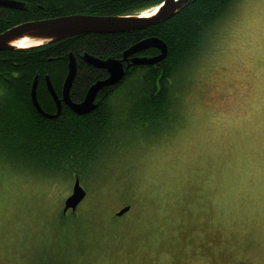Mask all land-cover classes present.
Listing matches in <instances>:
<instances>
[{"label":"rangeland","instance_id":"rangeland-1","mask_svg":"<svg viewBox=\"0 0 264 264\" xmlns=\"http://www.w3.org/2000/svg\"><path fill=\"white\" fill-rule=\"evenodd\" d=\"M222 21L186 68L177 126L82 180L74 215L59 213L74 180L0 153V264H264V0Z\"/></svg>","mask_w":264,"mask_h":264},{"label":"trees","instance_id":"trees-1","mask_svg":"<svg viewBox=\"0 0 264 264\" xmlns=\"http://www.w3.org/2000/svg\"><path fill=\"white\" fill-rule=\"evenodd\" d=\"M28 1L31 9L0 6V32L23 21L79 12L135 14L164 0ZM236 2L189 0L168 20L143 30L83 33L43 46L0 51V153L7 155L8 163L19 172L42 173L52 179L79 177L81 181L103 174L113 160L131 161L134 155L129 156V151L161 137L179 123V91L186 68L205 50ZM153 35L167 43L165 59L157 64L131 66L118 85L99 93L93 111L78 114L62 103L59 115L49 117L33 105L31 87L39 74V102L46 112L57 111L45 75H50L61 96L70 53L80 62L70 90L71 97L79 101L106 73L82 60L85 52L122 57L128 47ZM158 53L157 48H149L140 55ZM59 213L62 219L68 214Z\"/></svg>","mask_w":264,"mask_h":264},{"label":"water","instance_id":"water-1","mask_svg":"<svg viewBox=\"0 0 264 264\" xmlns=\"http://www.w3.org/2000/svg\"><path fill=\"white\" fill-rule=\"evenodd\" d=\"M188 1L189 0H164L161 4L154 6L156 7V11L150 15L144 14L143 11L135 14L106 16L73 14L24 22L0 33V50L27 49L43 46L83 33L112 34L143 30L153 24L168 20ZM0 6L26 9L24 3L20 0H0ZM150 9H153V7ZM23 38L32 39L37 44L28 47H19L16 42ZM149 48H157L159 53L155 55H140L142 51ZM167 54V43L155 35L137 41L122 53V57H100L85 52L83 54V59L88 64L97 68L106 69L109 75L105 78L96 80L89 86L84 98L81 101H75L70 95V90L77 73V61L75 55L71 53L68 61V75L63 85L61 96H59L52 81L47 77V88L55 100L57 114H59L62 109V103H65L78 114H86L93 111L98 106L99 93L106 87L118 85L125 77L130 65L157 64L165 59ZM129 61H131V63H129ZM37 88L38 76H36L31 88V99L33 105L43 112V108L38 99ZM45 115L52 116L53 114L48 113ZM86 195L87 191L81 184L80 178L76 177L71 194L64 200L62 212L64 214H66L68 210L75 212ZM130 209V204L125 205L116 212V215L121 216Z\"/></svg>","mask_w":264,"mask_h":264},{"label":"bare ground","instance_id":"bare-ground-1","mask_svg":"<svg viewBox=\"0 0 264 264\" xmlns=\"http://www.w3.org/2000/svg\"><path fill=\"white\" fill-rule=\"evenodd\" d=\"M20 1H22V0H20ZM23 3H24V5H25V8L26 9H31V6H29V4H27L26 3V1H22ZM14 9V8H13ZM15 9H17V8H15ZM26 9H23V10H26ZM18 10V9H17ZM156 11V7L155 8H153V9H151V10H144L143 11V13L144 14H146V15H150V14H153L154 12ZM73 14H90V13H86V12H79V13H72V14H64V15H60V16H67V15H73ZM90 15H97V16H106V15H100V14H90ZM111 15H113V14H111ZM116 15H121V14H116ZM56 17H59V16H56ZM49 18H54V17H49ZM49 18H43V19H49ZM40 19H42V18H40ZM40 19H31V20H28V21H34V20H40ZM28 21H23V22H21V23H24V22H28ZM163 22V21H162ZM21 23H18V24H21ZM18 24H15V25H18ZM15 25H13V26H15ZM154 25V24H153ZM13 26H11V27H13ZM11 27H9V28H11ZM9 28H7L6 30H4V31H2V32H5V31H7ZM2 32H0V33H2ZM73 36H75V35H73ZM70 37H72V36H70ZM17 43V45L19 46V47H28V46H30V45H33V44H37L34 40H32V39H29V38H23V39H20L19 41H17L16 42ZM13 50H16V49H13ZM0 51H3V50H0ZM71 54V53H70ZM70 54H69V59H70ZM73 54V53H72ZM82 57H83V55H82ZM129 63H131V61H129ZM131 66H133V64L132 65H130V67ZM67 75H68V73H67ZM67 75H66V77H67ZM36 76H38V82H39V74H36L35 75V77H34V79H33V82H34V80H35V78H36ZM47 77L51 80V78H50V75L49 74H46L45 75V78H46V84H47ZM66 77H65V80H66ZM65 80H64V83H65ZM52 81V80H51ZM33 82H32V85H33ZM64 85V84H63ZM32 88V87H31ZM38 89V88H37ZM60 96V95H59ZM53 97V96H52ZM54 99V98H53ZM43 108V107H42ZM39 110V109H38ZM40 112H41V110H39ZM43 112L45 113V114H48V112H46L44 109H43ZM42 112V113H43ZM61 112V111H60ZM43 113V114H44ZM44 114V115H45ZM49 114H53L52 116H49V117H56V116H58L59 114H57V111L55 112V113H49ZM46 116H48V115H46Z\"/></svg>","mask_w":264,"mask_h":264},{"label":"flooded vegetation","instance_id":"flooded-vegetation-1","mask_svg":"<svg viewBox=\"0 0 264 264\" xmlns=\"http://www.w3.org/2000/svg\"><path fill=\"white\" fill-rule=\"evenodd\" d=\"M22 1H26L27 4L30 3V1H28V0H22ZM29 6H30V4H29ZM38 7H39V8H43L41 5H38ZM74 55H75V54H74ZM75 57H76V61H77V72H78V67H79V63H80V62H78V60H79V59H78V56L75 55ZM81 59L84 60L82 56H81ZM84 61H85V60H84ZM85 62H86V61H85ZM86 63H87V62H86ZM126 63H127V62H126ZM87 64H88V63H87ZM89 65H90V64H89ZM91 66H92V65H91ZM93 67H95V66H93ZM96 68H97V67H96ZM98 69H101V68H98ZM103 70L106 71L105 76H104V78H105V77H107V76L109 75V73H108V71H107L106 69H103ZM67 73H68V72H67ZM66 75H67V74H66ZM76 75H77V73H76ZM65 77H66V76H65ZM75 78H76V76H75ZM75 78H74V80H75ZM64 80H65V79H64ZM93 83H94V82H93ZM93 83H92V84H93ZM63 84H64V83H63ZM61 95H62V93H61ZM82 99H83V98H82ZM79 101H81V99H79ZM56 107H57V106H56Z\"/></svg>","mask_w":264,"mask_h":264}]
</instances>
